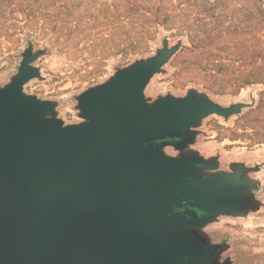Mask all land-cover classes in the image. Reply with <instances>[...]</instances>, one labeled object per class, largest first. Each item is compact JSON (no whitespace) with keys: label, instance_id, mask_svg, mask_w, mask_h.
Listing matches in <instances>:
<instances>
[{"label":"water","instance_id":"1","mask_svg":"<svg viewBox=\"0 0 264 264\" xmlns=\"http://www.w3.org/2000/svg\"><path fill=\"white\" fill-rule=\"evenodd\" d=\"M177 45L118 69L78 97V123L55 117L56 102L23 90L40 76L41 50L28 45L16 74L0 87V264H225L189 227L236 214L241 177L195 151L201 119L228 117L246 105L221 106L189 90L152 103L143 97Z\"/></svg>","mask_w":264,"mask_h":264},{"label":"rangeland","instance_id":"2","mask_svg":"<svg viewBox=\"0 0 264 264\" xmlns=\"http://www.w3.org/2000/svg\"><path fill=\"white\" fill-rule=\"evenodd\" d=\"M0 6V87L16 74L28 45L41 50L33 63L40 76L23 90L56 102L55 117L65 124L83 120L82 92L157 55L163 41L178 48L145 85L147 102L193 90L221 106L246 104L235 115L202 118L187 148L163 152L215 159L207 172H230L235 163L249 168L241 174L238 213L189 228L203 246L219 247L213 262L264 264V83L224 84L244 62L264 57V0H0Z\"/></svg>","mask_w":264,"mask_h":264},{"label":"trees","instance_id":"3","mask_svg":"<svg viewBox=\"0 0 264 264\" xmlns=\"http://www.w3.org/2000/svg\"><path fill=\"white\" fill-rule=\"evenodd\" d=\"M4 13L5 9L0 6V17H3ZM251 60L252 61L247 64L244 62L245 66L247 65V67L231 71L230 73L232 77L224 84L237 89L247 84L264 83V57L257 56L253 57ZM261 101L264 103V92L261 95Z\"/></svg>","mask_w":264,"mask_h":264}]
</instances>
